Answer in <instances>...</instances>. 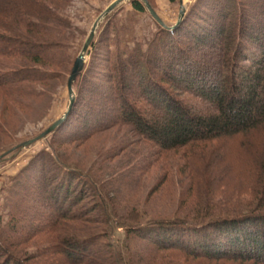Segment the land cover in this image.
<instances>
[{
	"label": "trees",
	"instance_id": "obj_1",
	"mask_svg": "<svg viewBox=\"0 0 264 264\" xmlns=\"http://www.w3.org/2000/svg\"><path fill=\"white\" fill-rule=\"evenodd\" d=\"M72 1L0 0V153L69 80ZM199 6L84 67L51 150L9 189L0 264H264V0Z\"/></svg>",
	"mask_w": 264,
	"mask_h": 264
},
{
	"label": "rangeland",
	"instance_id": "obj_2",
	"mask_svg": "<svg viewBox=\"0 0 264 264\" xmlns=\"http://www.w3.org/2000/svg\"><path fill=\"white\" fill-rule=\"evenodd\" d=\"M116 0H73L69 5L65 7L64 14L70 18L73 24V40L70 44L69 56L72 58L79 57L83 48L90 37L95 22L103 14V12ZM145 6L147 12L144 14L135 12L131 0H125L119 4L110 16L103 20L99 28L96 31L94 37V47L98 46L97 51L95 48H89L86 57L85 69L93 63L96 58V63L100 66L105 65L102 59L105 58L104 54H107V49L111 46V49H115L114 43L120 40L119 45L121 47L127 40L128 48H133L134 44L141 45L146 48L149 40H152L155 34L161 29L174 30L178 24H180L185 17L188 19H198L208 7L210 14L213 12L212 3H209L207 7L199 6L195 10L192 9L197 0H139ZM148 5V6H147ZM155 13L152 14L151 10ZM213 10V9H212ZM195 13V14H194ZM209 17V15H205ZM194 20V19H192ZM112 21L116 26V30H107V24ZM199 21H203L199 19ZM203 25V23H201ZM193 28H199L198 24H194ZM201 31V29H200ZM196 32H198L196 30ZM128 38V39H127ZM114 42V43H113ZM218 41L208 39V47L193 46L195 54L205 53L212 54ZM118 45V46H119ZM76 58V59H77ZM76 61V60H75ZM75 63V62H74ZM68 81L61 84L57 89L55 97H53L52 104L46 116L38 121L27 124L24 129L18 133L16 137V144L12 151L4 154L0 153V229H7L8 221L10 220V201L9 189L15 183V179L25 172L27 166L31 160L42 150L50 151V142L52 135H48L45 138L38 140L31 145L22 147L23 144L37 140L46 130H48L53 124L64 117L71 103ZM80 81H76L73 85L74 96L76 98L77 88ZM237 143L230 142L229 147L235 149ZM240 169V166H238ZM29 175V174H28ZM241 178V177H240ZM22 220V217H20ZM28 220H23L19 223V228L22 230L29 227ZM9 228H11L9 226ZM46 237H41L36 241L29 242L27 245L15 250L25 249V254L35 253L38 249H44L45 245L40 240H44ZM124 238V231L119 230L114 236L113 240H122ZM41 245V246H40Z\"/></svg>",
	"mask_w": 264,
	"mask_h": 264
},
{
	"label": "water",
	"instance_id": "obj_3",
	"mask_svg": "<svg viewBox=\"0 0 264 264\" xmlns=\"http://www.w3.org/2000/svg\"><path fill=\"white\" fill-rule=\"evenodd\" d=\"M125 0H116L115 2H113L104 12L103 14L98 18V20L95 22L93 30L90 34L89 39L87 40L82 53L79 55V57L76 59L73 69H72V73L69 77L68 80V91H69V95H70V99H71V103L70 106L68 108V111L66 112V114L64 115L63 118H61L60 120H58L55 124H53L48 130H46L37 140H34L32 142H28L26 144H23L22 147H25L27 145H31L32 143L41 140L43 138H45L46 136H48L49 134H51L54 130H56L69 116L70 112L73 109V105H74V101H75V96H74V89H73V85L74 83L77 81V78L79 76V74L83 71L85 63H86V57H87V53L89 51V48L94 40V37L96 35V31L99 28L100 24L103 22V20L110 15L114 9L121 4L122 2H124ZM148 6V5H147ZM152 14L155 16V13L153 12L152 9H150ZM2 159V157H0V160Z\"/></svg>",
	"mask_w": 264,
	"mask_h": 264
}]
</instances>
